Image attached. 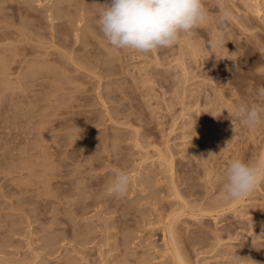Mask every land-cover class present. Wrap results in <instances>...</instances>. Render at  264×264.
I'll use <instances>...</instances> for the list:
<instances>
[{
	"label": "rangeland",
	"instance_id": "1",
	"mask_svg": "<svg viewBox=\"0 0 264 264\" xmlns=\"http://www.w3.org/2000/svg\"><path fill=\"white\" fill-rule=\"evenodd\" d=\"M105 2L0 0V264H180L169 225L188 264H264V184L219 196L264 158V126L228 112L264 85V0H204L149 54L107 44Z\"/></svg>",
	"mask_w": 264,
	"mask_h": 264
},
{
	"label": "clouds",
	"instance_id": "2",
	"mask_svg": "<svg viewBox=\"0 0 264 264\" xmlns=\"http://www.w3.org/2000/svg\"><path fill=\"white\" fill-rule=\"evenodd\" d=\"M96 24L107 44L117 50L128 49L149 54L176 45L181 36L209 22L204 0H106L100 5ZM217 38L212 47L220 46ZM233 120L249 130L264 126V85L256 89V101H241L228 111ZM130 175L113 170L107 193L117 199L127 195ZM264 184V158L232 160L224 173L219 193L226 202L247 198Z\"/></svg>",
	"mask_w": 264,
	"mask_h": 264
},
{
	"label": "bare ground",
	"instance_id": "3",
	"mask_svg": "<svg viewBox=\"0 0 264 264\" xmlns=\"http://www.w3.org/2000/svg\"><path fill=\"white\" fill-rule=\"evenodd\" d=\"M262 156H264V154ZM174 233L175 232L173 231L172 227L169 225L168 230H166V234H165L166 239H167V243L168 244L170 243L169 245L172 244L171 246L173 247V252H175V254L177 256L176 258L179 260L180 264H188L187 263L188 261L185 260L184 255H182V251H180V248L177 246L178 244L175 241L176 239L174 237Z\"/></svg>",
	"mask_w": 264,
	"mask_h": 264
}]
</instances>
